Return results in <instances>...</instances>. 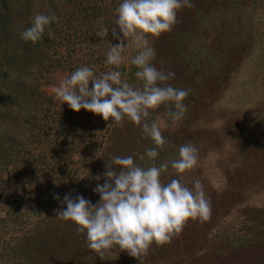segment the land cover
<instances>
[{"label": "rangeland", "instance_id": "obj_1", "mask_svg": "<svg viewBox=\"0 0 264 264\" xmlns=\"http://www.w3.org/2000/svg\"><path fill=\"white\" fill-rule=\"evenodd\" d=\"M200 1L202 9L195 17L190 11L182 20L186 6L169 34L160 35V40L149 36L152 47L158 43L154 66L175 73L166 84L188 89L189 95L184 100L187 112L180 121L172 123L167 116L171 105H161L150 110L148 122L155 120L162 135L166 134V149L159 150L157 166L177 159L180 144L191 143L198 149L192 170L181 174L169 165L161 180L167 183L177 178L193 188V181L199 179L211 212L203 222L190 219L185 230L161 245L164 249L159 247L148 260L144 255L136 264H264V0H233L232 5L226 0ZM136 51L129 48L125 56L131 60ZM81 53L78 63L86 64L88 54ZM54 75V80L44 86L49 93L68 76ZM124 78L129 82V76ZM130 78V84L142 86L135 75ZM97 119L92 121L96 122L92 128L101 135L99 143L111 134L114 139L116 134L117 140L125 138L123 148L119 147L124 156L144 153L142 135L147 136L140 125L134 123L125 129L111 124V118ZM150 147L155 145L149 138L146 149ZM141 162L144 167L151 164L147 158ZM80 172L79 178L84 171ZM68 186L52 193L61 197L75 185ZM49 192L51 205L57 206ZM4 236L0 235L2 248L14 235ZM4 261L0 259V264Z\"/></svg>", "mask_w": 264, "mask_h": 264}, {"label": "trees", "instance_id": "obj_2", "mask_svg": "<svg viewBox=\"0 0 264 264\" xmlns=\"http://www.w3.org/2000/svg\"><path fill=\"white\" fill-rule=\"evenodd\" d=\"M226 1L233 3V0ZM120 2L0 0V235L2 238L6 234L14 235L6 246H0L3 264H136L139 260L131 255L127 259V250L120 252L118 247L103 259L99 257L87 247L86 235L77 233L74 222L55 218L57 211L66 207L62 203L64 195L56 199L57 206L51 205L48 197L49 191L54 196L60 187L69 188L74 183L67 194L83 195L93 204L97 203L100 196L94 189L107 179L103 176L107 161L113 155L124 156L119 148H123L124 137L117 140L115 134L111 139V134L99 143L101 135L92 128L98 114L93 116L95 113L84 109L74 111L44 88L54 80L55 73L70 75L84 65L92 67L96 75L113 69L114 66L105 64V54L110 43L121 42L111 31ZM191 3L182 20L189 17L190 11L195 17L202 9L200 0H191ZM183 8L180 10L185 12ZM37 12L57 19L45 29L40 40L25 41L20 33L31 26ZM103 27L110 30L106 37L96 34ZM116 32L123 39L118 27ZM123 43L126 46L125 39ZM191 48L194 55L195 46ZM81 51V55L88 54L86 64L78 63ZM117 70L122 73V79L129 76L130 83V75H135L137 68L127 59ZM133 124L127 119L123 121L125 129ZM137 138L140 140V136ZM142 138L146 149L149 138L143 135ZM76 155L82 158L76 159ZM94 156L97 158L93 164ZM136 162L144 167L139 159ZM81 170L84 172L79 178ZM97 176L101 177L99 181ZM159 247L155 243L150 246L147 260Z\"/></svg>", "mask_w": 264, "mask_h": 264}, {"label": "clouds", "instance_id": "obj_3", "mask_svg": "<svg viewBox=\"0 0 264 264\" xmlns=\"http://www.w3.org/2000/svg\"><path fill=\"white\" fill-rule=\"evenodd\" d=\"M185 6L192 7L191 0H121L115 9V26L111 28L113 37L121 42L116 45L109 42L111 47L105 54V64L114 66L113 69L96 75L92 67L84 65L54 88L55 98L62 105L67 103L77 112L88 110L101 115L105 121L111 118V124L121 127L127 119L140 125L143 134L155 145L144 153L111 156L103 173L106 181L94 189L100 196L97 203L93 204L83 195L63 197L66 207L58 210L55 218L74 222L77 233L86 235L87 247L102 259L118 247L120 252L127 250L140 260L153 243L159 246L169 242L190 219L203 222L210 216V200L199 179L193 181V188L177 178L167 183L161 180L169 165L181 174L192 170L197 164L198 149L191 143L180 145L177 159L157 166L159 150L167 140L155 120L148 122L150 110L161 105H171L167 116L172 123L183 119L187 112L184 100L189 90L162 84L174 78L175 73L154 66L155 49L149 41V36L159 37L170 32L177 22L178 10ZM56 19L54 15L35 13L31 26L20 33L21 38L37 42ZM117 27L123 39L117 34ZM109 31L103 27L96 34L106 37ZM129 48L137 50L131 64L136 66L135 76L142 86L122 79V73L117 70L125 63L124 51ZM146 158L151 161L147 167L136 162ZM100 178L97 176L96 180ZM54 198L61 199L58 194Z\"/></svg>", "mask_w": 264, "mask_h": 264}]
</instances>
